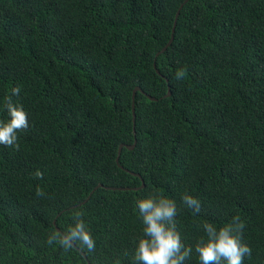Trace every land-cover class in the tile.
I'll return each instance as SVG.
<instances>
[{
    "label": "trees",
    "instance_id": "1",
    "mask_svg": "<svg viewBox=\"0 0 264 264\" xmlns=\"http://www.w3.org/2000/svg\"><path fill=\"white\" fill-rule=\"evenodd\" d=\"M15 86L29 127L0 145V264H139L154 190L177 204L185 264L198 224L237 214L243 264H264V0H0V120ZM76 210L94 250L48 243Z\"/></svg>",
    "mask_w": 264,
    "mask_h": 264
},
{
    "label": "clouds",
    "instance_id": "2",
    "mask_svg": "<svg viewBox=\"0 0 264 264\" xmlns=\"http://www.w3.org/2000/svg\"><path fill=\"white\" fill-rule=\"evenodd\" d=\"M184 76V69L176 72L177 80ZM19 93V86L12 88L11 95L4 101L9 119L0 120V145L15 148L17 151L20 148L17 133L26 131L29 127L26 112L12 98L19 96ZM35 176L42 178L43 174L37 171ZM36 195L42 197L45 193L38 188ZM181 204L194 214L201 211L200 200L188 191L181 194ZM136 208L142 224V234L136 242L135 260L139 264H185L193 253V247L186 246L181 240L177 229L178 210L175 200L154 190L148 196L137 199ZM83 217L82 211H74L71 216L73 224L62 233L51 234L48 243L55 241L67 250L72 242H79L88 250H94L95 243ZM197 227L204 233L194 245L199 264H243L244 257L251 255V248L242 241L245 224L239 214L220 227L208 221L198 224Z\"/></svg>",
    "mask_w": 264,
    "mask_h": 264
},
{
    "label": "water",
    "instance_id": "3",
    "mask_svg": "<svg viewBox=\"0 0 264 264\" xmlns=\"http://www.w3.org/2000/svg\"><path fill=\"white\" fill-rule=\"evenodd\" d=\"M178 11L176 12V15H175V19H174V24H173V29H174V27H175V24H176V20H177V16H178ZM171 41H172V37L169 39V41H168V43L158 52V53H160V52H163L169 45H170V43H171ZM155 66V65H154ZM137 90H140V88H139V86H136L135 88H134V90H133V95H132V98H133V96H134V94H135V92L137 91ZM170 94V91H169V89L167 90V94L165 95V96H168ZM150 99H153L154 100V98L153 97H151V96H148ZM132 110H133V120H134V105H133V103H132ZM134 145H135V141H134V143L133 144H130V145H126V147L127 148H129V149H132L133 147H134ZM123 147V144H121L120 146H119V148H118V156H119V154H120V151H121V148ZM118 156H117V158H116V161L118 162ZM136 175H138V174H136ZM99 186H100V184H99ZM141 186H143V184L141 185ZM57 230L59 231V229L57 228ZM72 245H74L73 243H72ZM75 246V245H74Z\"/></svg>",
    "mask_w": 264,
    "mask_h": 264
}]
</instances>
